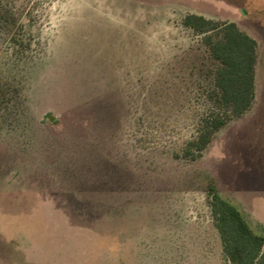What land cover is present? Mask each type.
Instances as JSON below:
<instances>
[{
    "label": "rangeland",
    "instance_id": "1",
    "mask_svg": "<svg viewBox=\"0 0 264 264\" xmlns=\"http://www.w3.org/2000/svg\"><path fill=\"white\" fill-rule=\"evenodd\" d=\"M188 14L258 43L195 156L219 63ZM211 187L264 234V0H0V264H232Z\"/></svg>",
    "mask_w": 264,
    "mask_h": 264
},
{
    "label": "trees",
    "instance_id": "2",
    "mask_svg": "<svg viewBox=\"0 0 264 264\" xmlns=\"http://www.w3.org/2000/svg\"><path fill=\"white\" fill-rule=\"evenodd\" d=\"M184 25L204 36L212 57L219 63L212 108L201 121L189 153H202L214 135L227 123L242 117L256 99L258 43L235 22H220L199 14H188ZM210 206L223 251L232 264H264V234L255 231L243 212L214 187Z\"/></svg>",
    "mask_w": 264,
    "mask_h": 264
}]
</instances>
